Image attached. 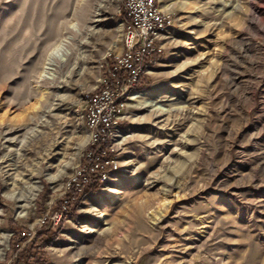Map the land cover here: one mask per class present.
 Returning a JSON list of instances; mask_svg holds the SVG:
<instances>
[{
    "label": "rangeland",
    "instance_id": "374dc122",
    "mask_svg": "<svg viewBox=\"0 0 264 264\" xmlns=\"http://www.w3.org/2000/svg\"><path fill=\"white\" fill-rule=\"evenodd\" d=\"M79 1L72 68L52 84L36 78L42 22L62 0H0V264H264V0H165L174 27L135 90L148 105L128 101L112 153L122 193L81 214L115 197L100 185L56 223L85 94L123 47L122 0ZM37 185L21 212L10 195Z\"/></svg>",
    "mask_w": 264,
    "mask_h": 264
},
{
    "label": "built area",
    "instance_id": "2783aa9c",
    "mask_svg": "<svg viewBox=\"0 0 264 264\" xmlns=\"http://www.w3.org/2000/svg\"><path fill=\"white\" fill-rule=\"evenodd\" d=\"M161 2L122 0L123 47L120 53L109 56L98 85L85 94L82 117L88 140L64 186L60 210L53 212L56 223L69 211L70 204L107 183L108 175L118 169L112 153L120 122L131 94L160 58L163 36L170 25Z\"/></svg>",
    "mask_w": 264,
    "mask_h": 264
},
{
    "label": "bare ground",
    "instance_id": "6f19581e",
    "mask_svg": "<svg viewBox=\"0 0 264 264\" xmlns=\"http://www.w3.org/2000/svg\"><path fill=\"white\" fill-rule=\"evenodd\" d=\"M78 2L76 3V7H75V12L78 9V6L80 5V1L77 0ZM75 0H62L61 2V6L63 8V10H60L58 12H54L53 9H49L51 10L48 15L47 18H44V21L42 22V27L44 28L42 30V35H43V42L48 44V49L44 55V58L42 60L41 63V67L37 72V80L38 81H50L52 84L56 83V79H57V75L55 73V68L57 66H60L62 69L69 71L71 70V65H70V61L72 59V50L70 49V45L73 42V37L69 34V32H75L80 34V28H79V24L75 23V22H71L69 23L65 17L67 15V11L69 10V8H71L74 5ZM86 2V1H83ZM77 8V9H76ZM161 10L165 13V14H169V8L168 6L165 5V0H162L161 5H160ZM41 10H37V12L33 15L32 19H31V25L32 27H37L38 23H39V14H40ZM65 19V20H64ZM186 28L188 29V31L190 32V22L185 24ZM174 27V23L171 25H169V29L171 30V28ZM169 36H165L164 34V40L168 39ZM45 92L43 91L40 95V100H44L45 101ZM144 98H142V94L138 93V92H134L131 94L129 101L130 102H136V103H144V105H148L147 102L142 101ZM39 106L36 105L35 109H38ZM146 119H151L152 118V113H148L145 116ZM128 132V129H126L125 131H118L117 133V137L120 140L119 143H116V147L117 149L120 150V147L122 145V143L127 139L124 136V133ZM118 141V140H117ZM86 145L85 143H82L78 148H77V152H76V159H78L81 154H82V150L83 147ZM120 176V175H119ZM49 180L51 182H54V177H49ZM116 180V177L112 174H109L107 177V183H105L104 185H102V192L104 193H112L115 195V197L108 202H105L100 196L97 195L95 197H88L83 201V206L79 209V212L81 214H86V215H94L95 218H100L101 216L98 214V209L94 208L93 205H95L96 203H103V205L106 204H110L111 202H114L117 198V196L119 194L122 193V191H118V190H113L110 187V184H112V182H114ZM118 182V180L116 181ZM27 187H23L22 189H20V192L23 193H27L28 197H26V195L24 196L23 194L16 196L14 195V197L12 195H10V198H13L14 201L17 203L18 205V209H20V211L22 212L25 207H26V201H32L36 192L39 190V186H34L31 190L26 191ZM20 212V213H21ZM19 213V214H20ZM85 222L81 223L84 224ZM89 234V232L87 233ZM85 234V235H87ZM68 247V246H67ZM73 248H75V246H73ZM72 248V249H73ZM71 249V248H70ZM67 249L66 250H70ZM1 253V250H0Z\"/></svg>",
    "mask_w": 264,
    "mask_h": 264
},
{
    "label": "trees",
    "instance_id": "16d2710c",
    "mask_svg": "<svg viewBox=\"0 0 264 264\" xmlns=\"http://www.w3.org/2000/svg\"><path fill=\"white\" fill-rule=\"evenodd\" d=\"M140 86H138V87H140ZM138 87L136 88V90L139 89ZM80 201H81V198H78L75 203L70 204L69 211L67 213H64L63 216H62V218L65 217V216H67L69 214V212H71L79 204ZM60 207H61V200L59 199L58 202L55 203V205H53V208H54L53 209V212L59 211L60 210ZM27 258L30 259V258H33V256H27ZM15 264H22V259H21L20 256L17 258V261H16Z\"/></svg>",
    "mask_w": 264,
    "mask_h": 264
}]
</instances>
